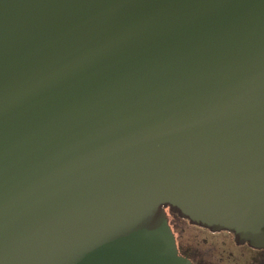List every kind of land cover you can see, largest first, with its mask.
<instances>
[{
    "label": "water",
    "instance_id": "1",
    "mask_svg": "<svg viewBox=\"0 0 264 264\" xmlns=\"http://www.w3.org/2000/svg\"><path fill=\"white\" fill-rule=\"evenodd\" d=\"M166 205L264 246V0H0V264H191Z\"/></svg>",
    "mask_w": 264,
    "mask_h": 264
},
{
    "label": "flooded vegetation",
    "instance_id": "2",
    "mask_svg": "<svg viewBox=\"0 0 264 264\" xmlns=\"http://www.w3.org/2000/svg\"><path fill=\"white\" fill-rule=\"evenodd\" d=\"M177 251L191 264H264V246L237 237L230 229H213L164 207Z\"/></svg>",
    "mask_w": 264,
    "mask_h": 264
}]
</instances>
